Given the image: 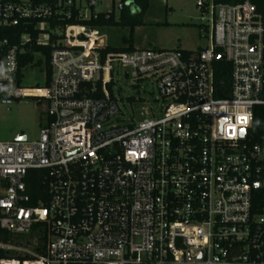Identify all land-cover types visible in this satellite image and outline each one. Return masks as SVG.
<instances>
[{
	"label": "built area",
	"instance_id": "2783aa9c",
	"mask_svg": "<svg viewBox=\"0 0 264 264\" xmlns=\"http://www.w3.org/2000/svg\"><path fill=\"white\" fill-rule=\"evenodd\" d=\"M197 7L206 47L102 56L107 37L85 22L136 13L135 0H0V104L33 97L48 114L36 140L0 141V227L48 232L45 255L17 264H264V145L247 140L264 106V0ZM34 46L51 48L52 75L26 87L21 57L47 72ZM218 60L230 66L225 96ZM120 67L156 85L142 120L122 115ZM32 170L44 186L34 196Z\"/></svg>",
	"mask_w": 264,
	"mask_h": 264
},
{
	"label": "rangeland",
	"instance_id": "374dc122",
	"mask_svg": "<svg viewBox=\"0 0 264 264\" xmlns=\"http://www.w3.org/2000/svg\"><path fill=\"white\" fill-rule=\"evenodd\" d=\"M133 12H136L135 8ZM202 17L197 0H150L144 24L135 30V47L165 50L204 48L210 43L211 32H202L200 25L205 22L201 20ZM208 18L209 16H206L205 20ZM128 34L127 28H110L105 31L107 39L114 45L120 43L121 36ZM89 46H93V43H89ZM125 72L129 70L119 68V74L115 77L114 95L119 101L124 117L142 120L151 111L150 108L157 105L156 85L148 80L137 81L133 85L134 78L125 76ZM44 80L45 76L38 66L25 68L24 86H44ZM128 97L133 100H128ZM47 117L46 100L33 97L18 98L9 109L0 104V141L13 140L18 135L25 136L28 141L36 140ZM37 244L38 238L28 234L20 237L19 243L13 244L10 249L14 255H34ZM17 261L15 259L3 264H17Z\"/></svg>",
	"mask_w": 264,
	"mask_h": 264
},
{
	"label": "trees",
	"instance_id": "16d2710c",
	"mask_svg": "<svg viewBox=\"0 0 264 264\" xmlns=\"http://www.w3.org/2000/svg\"><path fill=\"white\" fill-rule=\"evenodd\" d=\"M244 0H214L215 3H238ZM253 4L258 6H262L263 0H250ZM138 11L136 13H129L127 10L122 11L118 17L114 15L107 19L104 16H101L97 20H92L89 22H85L93 27L99 28L103 33H105L106 29H123L127 28L129 30V34L123 35L120 37V43L118 45L111 44L109 39H107L106 46L101 49L102 56L107 53H115L120 51H130L135 49V30L137 27L142 26L144 24V17L149 9L150 0H135ZM21 31V29H18ZM2 37L10 38V43H15V39H12L6 29L2 30ZM7 33V34H6ZM6 34V35H5ZM34 51L43 52L46 55L45 59V67H46V76L44 80V85H48L52 75V69L49 64V56L51 48L49 47H41L34 46ZM39 66L43 65V61L41 59L35 61L33 54L28 53L27 55L20 58V70L18 73V81L20 84L23 83L25 75L23 74V69L28 66ZM215 79L216 83L221 89H224V93L219 94V96L227 95V88L230 85V66L223 60H218L215 62ZM100 88V83H97ZM112 84L108 86L111 95H112ZM40 86V85H36ZM226 90V92H225ZM128 100L132 101V97H128ZM247 140L251 144H259L264 145V106H257L254 110L253 115V123L252 127L248 130ZM41 171L32 170L29 172V181L28 184L31 186V190L33 192V196L35 192L41 191L44 186L43 183L39 179V174ZM33 203H37V201H33ZM31 235L36 236L38 238V244L35 247L36 254L43 256L46 252V245L48 239V232L45 223H38L33 227ZM19 236L15 237L6 230L0 227V241L6 244H18ZM19 260L21 263L25 261H33L36 260L34 255H14L11 249H3L0 248V260ZM88 264V263H87Z\"/></svg>",
	"mask_w": 264,
	"mask_h": 264
},
{
	"label": "water",
	"instance_id": "95a60500",
	"mask_svg": "<svg viewBox=\"0 0 264 264\" xmlns=\"http://www.w3.org/2000/svg\"><path fill=\"white\" fill-rule=\"evenodd\" d=\"M26 137L22 135H18L15 139L16 140H24Z\"/></svg>",
	"mask_w": 264,
	"mask_h": 264
}]
</instances>
